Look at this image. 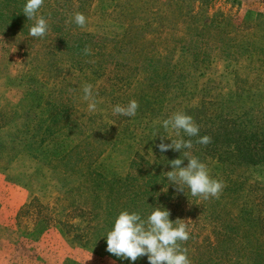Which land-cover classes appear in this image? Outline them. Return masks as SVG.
I'll use <instances>...</instances> for the list:
<instances>
[{
    "label": "rangeland",
    "instance_id": "rangeland-1",
    "mask_svg": "<svg viewBox=\"0 0 264 264\" xmlns=\"http://www.w3.org/2000/svg\"><path fill=\"white\" fill-rule=\"evenodd\" d=\"M71 2L74 7L71 17L80 12L87 18L88 23L81 32L106 34L112 38L120 35L123 43L135 41L134 45L143 49L138 62L127 70L133 71L131 77L114 82L111 79L115 74L113 65L107 64L105 73L98 77L85 80L67 76L68 83L61 84L62 76L54 75L48 63L51 56H64L54 48L61 45L55 41V33L48 29V38L0 34V111L21 108L27 83L18 84L19 79L31 76L46 83L50 91L55 87L68 88L66 95L74 94L77 99L75 120L85 125L84 128H88V116L99 111L103 113L104 123L129 126L124 131L126 141L132 142L129 158L135 156V152L153 157L144 149L147 136L159 137L157 125L162 124L168 112L201 114V127L205 131L216 128L222 119L218 115L223 107L228 110L233 106L232 121L241 125L246 136L252 132L264 134V0ZM93 80L98 88L105 86L106 95L93 92L94 99L98 97L103 107L89 112L88 101L83 99V86L90 84L94 90ZM149 90L158 97L159 110L154 114L146 111L135 122H132L133 117L112 114L115 105H127L135 94ZM66 95L62 93V97L69 98ZM193 120L196 123L197 120ZM72 121L63 128L69 131L68 140L75 145L80 129ZM170 131L177 137L174 130ZM9 132L14 131L1 128L0 141L19 149L11 153V156L16 154V158L10 165L0 164V264H124L106 251L104 241L94 246L91 241L74 237L82 231L88 235L93 224L76 210L77 203L83 199L79 194L84 191V182L70 172L54 174L42 163L32 161L24 144L17 146L19 141L8 137ZM176 139H180V135ZM103 149L109 151L108 146ZM125 157L122 154L121 160ZM211 160L205 155L203 163L215 179L216 173L208 164ZM162 170L171 171L168 167ZM245 171L246 185L235 191L244 192L247 208H253L254 213L261 216L258 236L264 239V164L245 165ZM216 180L223 183L224 197L230 199L233 195L229 197L225 192V181ZM211 200L199 198L197 205L179 203L170 207L172 214H177L175 220L182 219L190 233L189 240L182 244L191 264L216 261L224 264L213 247L225 237L226 231H220L215 215L209 211ZM233 211L238 212V208ZM45 216L50 218L46 224ZM223 219L227 220L225 216ZM235 220L228 222L236 225ZM242 261L246 263V259Z\"/></svg>",
    "mask_w": 264,
    "mask_h": 264
},
{
    "label": "trees",
    "instance_id": "trees-1",
    "mask_svg": "<svg viewBox=\"0 0 264 264\" xmlns=\"http://www.w3.org/2000/svg\"><path fill=\"white\" fill-rule=\"evenodd\" d=\"M71 1L63 3L61 0H44L37 13L46 19L48 29L57 35L55 41L61 44L54 48L60 50L64 56L62 58L51 56L48 60L51 70L55 72L54 75L62 76L61 84L68 83L67 76H73L72 79L83 77L90 80L92 76L98 77L105 73L107 64H112L115 74L111 75V79L114 82L128 80L133 71L127 70L138 62L143 49L135 46V41L123 43L120 35L112 38L106 34L81 32V28L71 17L74 11ZM25 3L26 0H0V34L15 37L19 33L21 37H31L29 28L34 21L28 20L24 15ZM45 36L48 38L47 34ZM85 47L91 49L88 55L84 54ZM23 83H27V88L20 101L22 106L12 111H0V129L5 127L13 130V133H8V137L14 138V142L19 141L17 146L23 143L31 160L42 163L46 170L54 174L70 172L72 176L76 175V178L84 182V191L79 194L83 199L75 208L82 212L80 215L85 217L88 223L93 224L89 227L88 235L82 231L74 236L75 239L83 238L84 241H91L94 246L99 241H104L107 248L106 235L114 227V222L122 211H135L146 219L152 211L160 207L169 210V218L175 221L177 214H172L171 206L175 207L179 203L199 204L197 201L199 198L192 197L186 192H178L162 170L163 167L172 170L169 161L180 156L183 158L181 152L171 149L161 152L158 148L161 135L170 136L171 139L178 138L163 128V121L173 112L166 113L162 124L157 125L156 129L159 131L156 135L160 138L151 134L147 136L148 141L144 149L147 153L151 152L153 157L147 158L146 154L135 152V156L129 158L127 155L130 154L132 142L126 141L124 133L129 126L123 128L117 123L110 126L103 122V113L99 111L88 116V128H84L85 125L75 120L77 99L74 94L66 95L68 88L64 90L55 87V90L50 91L46 83H41L31 76L19 79L18 84ZM91 83L94 85L95 95H106L105 86L98 88L95 85L96 80ZM62 93L69 98L62 97ZM154 95L155 93L150 90L148 93L135 94L134 100L138 102L139 108L136 115L130 117H133L132 122L137 121L146 111L154 114L159 110L158 97ZM95 100L97 107H103L102 103L98 102V97ZM226 108L221 109L218 118L222 119L218 121L216 128L205 131L201 127L203 123L201 114L193 116L192 111L185 113L197 120L199 136H210L211 143L206 146L198 144L196 140L199 137H188L183 132L180 133V139L193 141L192 149L185 151H190L191 155L201 162L205 160V155L212 158V162L208 164L211 165L210 170L216 173L213 177L224 180L227 184L225 192L228 196L233 195L226 199L222 192L221 198H212L208 203L209 211L215 215L213 219L218 223L220 231H226L225 237L213 247L214 253L220 256L217 258L224 264H243L244 259L245 264H264V239L261 235L258 236L262 218L256 214L257 212L254 213L253 208H247V199L242 196L244 192L235 191L236 188L241 189L246 185L245 165L264 164V134L252 132L246 136L247 134L241 130V125L232 121L231 110L234 107L229 106L228 110ZM71 121L80 129L75 145L69 142V131L63 128ZM82 134L86 136L84 139L80 137ZM164 142L171 143V140L166 138ZM85 144L87 145L84 148ZM104 146L109 147L108 152L103 149ZM18 149L16 146L4 145L0 141V164L3 162L6 166L10 165L12 159L16 158V154L11 156V153ZM122 154L126 157L121 160ZM186 163L188 161L185 159L183 164ZM165 186L166 192L163 191ZM236 207L238 212L235 213L233 209ZM49 219L45 216L44 224L48 223ZM234 219L236 225L229 224L228 221L233 222ZM84 244L86 245L85 242ZM110 255L120 259L124 264H149L147 256L132 262ZM212 264L219 263L216 261Z\"/></svg>",
    "mask_w": 264,
    "mask_h": 264
},
{
    "label": "clouds",
    "instance_id": "clouds-1",
    "mask_svg": "<svg viewBox=\"0 0 264 264\" xmlns=\"http://www.w3.org/2000/svg\"><path fill=\"white\" fill-rule=\"evenodd\" d=\"M44 0H26L23 13L28 20L34 21L29 28V36L42 38L48 32V23L43 16H38ZM73 22L80 28H85L88 21L83 13L77 12L73 16ZM91 49L85 47L84 54L88 55ZM83 99L88 101V111L95 112L97 101L93 97L92 85L83 86ZM139 108L136 100H131L127 105H115L112 108L113 115L135 116ZM163 128L174 130L179 136L183 132L188 137H199L196 143L207 145L211 143L210 136H199L200 128L190 115L182 112L173 113L168 119L163 121ZM170 139L171 143H165V139ZM193 141L191 139H171L170 136L161 135V142L158 148L161 152L171 149L181 152L179 158L169 161L172 166L171 171L166 172L168 181L176 186L178 192H186L192 197L208 200L219 198L223 190V183L213 179L207 166L197 157L191 155ZM188 163L182 166L184 160ZM167 191V186L163 189ZM170 212L167 209L157 207L154 211L143 219L135 211L127 210L120 212L114 222V227L108 231L106 251L118 258L131 260L147 256L149 264H191L187 249L182 248V243L190 238L187 225L182 219L172 221ZM175 222V224H174Z\"/></svg>",
    "mask_w": 264,
    "mask_h": 264
}]
</instances>
